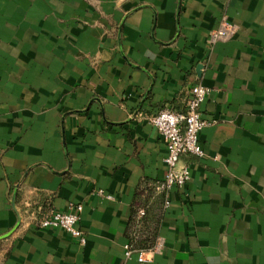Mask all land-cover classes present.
I'll return each instance as SVG.
<instances>
[{"label": "crops", "instance_id": "1", "mask_svg": "<svg viewBox=\"0 0 264 264\" xmlns=\"http://www.w3.org/2000/svg\"><path fill=\"white\" fill-rule=\"evenodd\" d=\"M196 83L203 154L169 205L150 192L161 247L138 262L131 210L166 171L149 116ZM25 200L81 204L85 243L18 222ZM0 264H264V0H0Z\"/></svg>", "mask_w": 264, "mask_h": 264}, {"label": "built area", "instance_id": "2", "mask_svg": "<svg viewBox=\"0 0 264 264\" xmlns=\"http://www.w3.org/2000/svg\"><path fill=\"white\" fill-rule=\"evenodd\" d=\"M235 27L222 18L217 28L208 34L209 42L224 40L232 36ZM208 93V88L196 83L190 87V92L183 111H175L163 107L149 116V122L161 135L166 148L163 158L166 166L165 175L154 187L156 192L165 193L164 205H169L168 191L172 187H183L190 179L187 165H178L184 153L201 156L203 150L198 140L200 130L207 124L201 117L200 105ZM102 194V190H98ZM111 198L110 195H106ZM81 204L71 203L66 211H58L49 205L41 203L32 204L25 200L20 209L17 208L19 222L26 225H35L38 228H60L76 238L79 244L85 243V235L79 227ZM143 209L137 211L138 216L143 215ZM161 247L157 240L149 249H134L129 243L124 244V254L128 258L133 252L137 254L138 262H146V251L156 250Z\"/></svg>", "mask_w": 264, "mask_h": 264}, {"label": "trees", "instance_id": "3", "mask_svg": "<svg viewBox=\"0 0 264 264\" xmlns=\"http://www.w3.org/2000/svg\"><path fill=\"white\" fill-rule=\"evenodd\" d=\"M157 182H146L140 192L138 202L133 205L130 215V235L127 241L131 248L148 249L155 244L159 211L162 197L149 201V194ZM145 190V192H144ZM142 193V194H141ZM163 193V192H162ZM143 209V215L138 216V209Z\"/></svg>", "mask_w": 264, "mask_h": 264}, {"label": "water", "instance_id": "4", "mask_svg": "<svg viewBox=\"0 0 264 264\" xmlns=\"http://www.w3.org/2000/svg\"><path fill=\"white\" fill-rule=\"evenodd\" d=\"M13 202V201H12ZM14 203V202H13ZM19 222V221H18Z\"/></svg>", "mask_w": 264, "mask_h": 264}]
</instances>
